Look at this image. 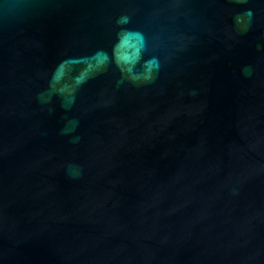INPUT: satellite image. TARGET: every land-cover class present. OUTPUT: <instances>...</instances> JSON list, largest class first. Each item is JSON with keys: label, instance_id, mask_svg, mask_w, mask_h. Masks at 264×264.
<instances>
[{"label": "water", "instance_id": "obj_1", "mask_svg": "<svg viewBox=\"0 0 264 264\" xmlns=\"http://www.w3.org/2000/svg\"><path fill=\"white\" fill-rule=\"evenodd\" d=\"M0 264H264V0H0Z\"/></svg>", "mask_w": 264, "mask_h": 264}, {"label": "clouds", "instance_id": "obj_2", "mask_svg": "<svg viewBox=\"0 0 264 264\" xmlns=\"http://www.w3.org/2000/svg\"><path fill=\"white\" fill-rule=\"evenodd\" d=\"M128 20H129V18H128L127 16H122V17L119 19L118 23H119V24H127V23H128ZM129 35L139 37L141 40L143 39V37H142L141 34H139V33H127V32L122 33L120 38H121V39H124L126 36H129ZM149 63H150V65H152V68H150L149 71H148V74H146V75L143 77L144 82H149V81H151V79L153 78V75H154V73H153V69H155V70L158 71V68H159L158 63H157L155 60H152V61H150ZM139 79H140V78H139V77H136V76H133V77H132L133 82H138ZM69 103H70V102H69Z\"/></svg>", "mask_w": 264, "mask_h": 264}]
</instances>
